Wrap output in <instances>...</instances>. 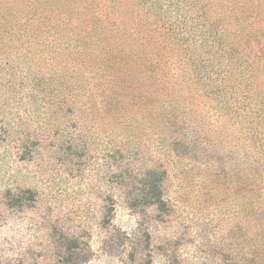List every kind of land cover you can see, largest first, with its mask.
<instances>
[{
	"label": "rangeland",
	"instance_id": "rangeland-1",
	"mask_svg": "<svg viewBox=\"0 0 264 264\" xmlns=\"http://www.w3.org/2000/svg\"><path fill=\"white\" fill-rule=\"evenodd\" d=\"M30 1L0 0V264H264V0Z\"/></svg>",
	"mask_w": 264,
	"mask_h": 264
},
{
	"label": "trees",
	"instance_id": "trees-1",
	"mask_svg": "<svg viewBox=\"0 0 264 264\" xmlns=\"http://www.w3.org/2000/svg\"><path fill=\"white\" fill-rule=\"evenodd\" d=\"M141 1V3H142V5L146 8V9H151V10H154L155 11V13L158 15V17L159 18H162L163 16H162V13H160V11H158V5L160 6V5H162L163 4V2H162V0H140ZM29 3H31V4H34V3H36L37 4V6L38 5H40V1H38V0H33V2L32 1H30ZM15 6H12V8H14ZM107 16V15H106ZM108 16H109V14H108Z\"/></svg>",
	"mask_w": 264,
	"mask_h": 264
}]
</instances>
